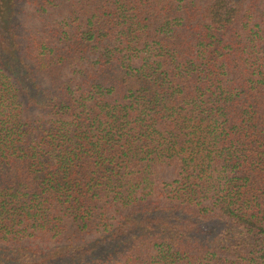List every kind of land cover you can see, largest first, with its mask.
I'll list each match as a JSON object with an SVG mask.
<instances>
[{"label":"trees","instance_id":"16d2710c","mask_svg":"<svg viewBox=\"0 0 264 264\" xmlns=\"http://www.w3.org/2000/svg\"><path fill=\"white\" fill-rule=\"evenodd\" d=\"M0 264H264V0H0Z\"/></svg>","mask_w":264,"mask_h":264}]
</instances>
